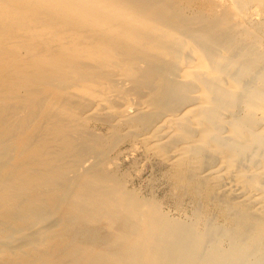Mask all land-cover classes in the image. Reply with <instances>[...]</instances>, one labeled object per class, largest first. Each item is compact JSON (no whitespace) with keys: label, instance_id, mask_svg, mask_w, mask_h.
<instances>
[{"label":"bare ground","instance_id":"1","mask_svg":"<svg viewBox=\"0 0 264 264\" xmlns=\"http://www.w3.org/2000/svg\"><path fill=\"white\" fill-rule=\"evenodd\" d=\"M0 264H264V0H0Z\"/></svg>","mask_w":264,"mask_h":264},{"label":"rangeland","instance_id":"2","mask_svg":"<svg viewBox=\"0 0 264 264\" xmlns=\"http://www.w3.org/2000/svg\"><path fill=\"white\" fill-rule=\"evenodd\" d=\"M147 175V173L145 174V176Z\"/></svg>","mask_w":264,"mask_h":264}]
</instances>
